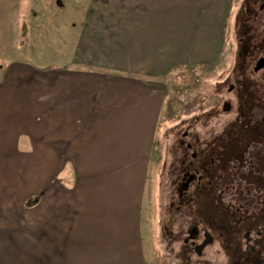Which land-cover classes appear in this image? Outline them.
<instances>
[{"label": "crops", "instance_id": "1", "mask_svg": "<svg viewBox=\"0 0 264 264\" xmlns=\"http://www.w3.org/2000/svg\"><path fill=\"white\" fill-rule=\"evenodd\" d=\"M234 6L0 0V208L46 194L49 264H146L130 163L146 178L164 100L155 82L216 59Z\"/></svg>", "mask_w": 264, "mask_h": 264}, {"label": "flooded vegetation", "instance_id": "2", "mask_svg": "<svg viewBox=\"0 0 264 264\" xmlns=\"http://www.w3.org/2000/svg\"><path fill=\"white\" fill-rule=\"evenodd\" d=\"M235 36L239 76L218 77L170 143L162 264H264V0H239Z\"/></svg>", "mask_w": 264, "mask_h": 264}, {"label": "rangeland", "instance_id": "3", "mask_svg": "<svg viewBox=\"0 0 264 264\" xmlns=\"http://www.w3.org/2000/svg\"><path fill=\"white\" fill-rule=\"evenodd\" d=\"M234 4V12L224 25L221 49L216 59H211L207 63L176 67L167 77H162L160 81L155 82L154 86L159 88L164 100L153 146L152 162H150L146 178L142 176L144 167H141V163H130L131 172L133 170L141 173L137 177L138 183L141 186L144 184L139 245L146 264H162L157 222L163 203L171 195L168 187L169 176L164 169V165L170 161V143L174 137L179 136L178 130L185 121V114L198 111V108H204L210 101H213L211 93L214 91V82L218 77L239 76L236 69H230L237 48L235 17L239 0H234ZM28 29L29 27L27 31ZM51 37L54 40L57 39L56 34ZM72 178L73 175L71 178H66L68 184L65 181L57 184L63 186L64 189L72 184L70 183ZM22 196L24 195H21L20 201L17 202L18 208L16 203H11L10 205L15 208L10 209L1 204L0 217L2 215L3 217L0 222V264H49V260L42 255L45 220L43 196H47L39 194L38 203L24 205L21 202ZM138 260H142L141 256Z\"/></svg>", "mask_w": 264, "mask_h": 264}, {"label": "trees", "instance_id": "4", "mask_svg": "<svg viewBox=\"0 0 264 264\" xmlns=\"http://www.w3.org/2000/svg\"><path fill=\"white\" fill-rule=\"evenodd\" d=\"M27 38V24L26 22L24 21L23 24H22V41H25ZM39 202V196H32V197H29L27 200H26V204H35V203H38Z\"/></svg>", "mask_w": 264, "mask_h": 264}]
</instances>
